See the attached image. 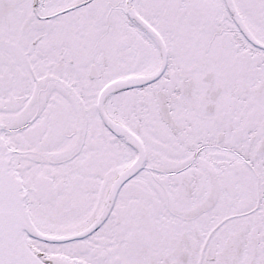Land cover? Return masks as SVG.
I'll return each mask as SVG.
<instances>
[{"label":"snow or ice","instance_id":"snow-or-ice-1","mask_svg":"<svg viewBox=\"0 0 264 264\" xmlns=\"http://www.w3.org/2000/svg\"><path fill=\"white\" fill-rule=\"evenodd\" d=\"M0 264H264V0H0Z\"/></svg>","mask_w":264,"mask_h":264}]
</instances>
